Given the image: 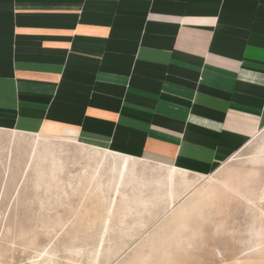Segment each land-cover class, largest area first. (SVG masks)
Masks as SVG:
<instances>
[{
	"label": "crops",
	"instance_id": "0c3cea01",
	"mask_svg": "<svg viewBox=\"0 0 264 264\" xmlns=\"http://www.w3.org/2000/svg\"><path fill=\"white\" fill-rule=\"evenodd\" d=\"M5 131L213 176L264 138V0H0Z\"/></svg>",
	"mask_w": 264,
	"mask_h": 264
},
{
	"label": "rangeland",
	"instance_id": "374dc122",
	"mask_svg": "<svg viewBox=\"0 0 264 264\" xmlns=\"http://www.w3.org/2000/svg\"><path fill=\"white\" fill-rule=\"evenodd\" d=\"M9 133L0 132V264H43L46 251L47 264L95 256L100 264H264V156L253 160L263 137L223 162L210 184L187 172L195 191L208 192L182 198L176 186L173 203L157 183L165 170L138 162L111 216L115 173L104 148L32 133L13 142ZM41 138L52 153L33 160Z\"/></svg>",
	"mask_w": 264,
	"mask_h": 264
},
{
	"label": "bare ground",
	"instance_id": "6f19581e",
	"mask_svg": "<svg viewBox=\"0 0 264 264\" xmlns=\"http://www.w3.org/2000/svg\"><path fill=\"white\" fill-rule=\"evenodd\" d=\"M22 135L23 134L15 133V132L10 133V137H11V139H12L13 142H16L18 139H20V137ZM254 138L250 142H248V144H250L252 141H254ZM34 139H37L38 140L40 138H34ZM41 140H42V138H41ZM42 141H44L42 143L43 147L41 149H39V148H37L35 146L34 147V150H33L34 152H32L33 153V156H32L31 159L34 160L33 157H35V160L36 159H39V160L43 161V160H47L48 159L47 156L51 155L52 151H51V149L48 146V144H49L48 140L45 139V140H42ZM33 144H34V141H33ZM96 149H98V148H95V151H97ZM103 151H106L110 155V157H111L110 158L111 159V169L115 173V176L112 178V198H111V202L109 203V206L107 208V212L110 213V215L112 216L113 215V212H114V208H115V204H116L117 198H118L119 194L121 193V189L127 183V180L128 179L130 180V178L132 177V175L135 174V170H136V167L138 165V160L139 159L138 160H135V159H133V157L130 158L128 156H121L119 154L118 155L112 154L106 148H104ZM263 153H264V151L262 150V148H259L256 151L255 155L253 156V160L255 161V159L261 158L262 155H263ZM101 157H103V156H101ZM50 163H51L52 166L56 165V163L54 162V160L50 161ZM163 170H165V174H164L163 178L158 179L157 183L161 187H165L166 188V193H167L168 197L171 199V202L172 203H173V199L174 198L179 197L181 195L179 192L174 191V187H176V186L182 187L183 192H185V193L189 191L186 195H188L190 193L189 196L190 197L193 196V193L194 192H192V191L197 187V184H196L195 180L188 178L183 173L175 172V171H177V169L176 170L174 169V171H173L170 168H165ZM211 177L204 178L207 182H209L207 184H210ZM219 182H221V181H219ZM223 183L226 184L225 181H223ZM129 184H130V182H129ZM225 187H227V185ZM204 188H202L200 191H195L194 190L195 191L194 196H196V195H199L200 196L203 193L208 192L207 191V188H205V189ZM157 190H159V189H157ZM105 228H107V225H105ZM39 256H40V260L44 261L43 264H47L46 262L50 258L49 252H47V251L46 252H41L39 254ZM91 262H92V264H100V262H99V256L93 257ZM109 264H112V262L109 263Z\"/></svg>",
	"mask_w": 264,
	"mask_h": 264
}]
</instances>
